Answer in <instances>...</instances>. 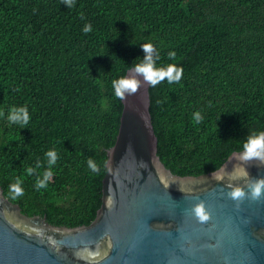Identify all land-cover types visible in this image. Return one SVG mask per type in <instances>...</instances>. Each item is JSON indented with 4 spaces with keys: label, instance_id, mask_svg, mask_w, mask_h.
Wrapping results in <instances>:
<instances>
[{
    "label": "trees",
    "instance_id": "16d2710c",
    "mask_svg": "<svg viewBox=\"0 0 264 264\" xmlns=\"http://www.w3.org/2000/svg\"><path fill=\"white\" fill-rule=\"evenodd\" d=\"M144 42L157 66L184 69L179 83L149 85L157 154L171 171L215 169L264 130V0H0V186L22 213L58 225L94 218L122 108L112 81L143 59ZM13 106L27 107L28 127L9 123ZM18 178L24 194L12 200Z\"/></svg>",
    "mask_w": 264,
    "mask_h": 264
},
{
    "label": "water",
    "instance_id": "95a60500",
    "mask_svg": "<svg viewBox=\"0 0 264 264\" xmlns=\"http://www.w3.org/2000/svg\"><path fill=\"white\" fill-rule=\"evenodd\" d=\"M121 103L94 218L51 224L22 213L0 186V264H264V197L246 198L237 208L227 195L230 180L245 184L228 175L235 167L255 179L264 177V165L240 161L238 149L215 169L176 174L157 154L149 85ZM214 171H223L224 180H215ZM200 200L211 212L205 224L186 212Z\"/></svg>",
    "mask_w": 264,
    "mask_h": 264
},
{
    "label": "clouds",
    "instance_id": "9594fccd",
    "mask_svg": "<svg viewBox=\"0 0 264 264\" xmlns=\"http://www.w3.org/2000/svg\"><path fill=\"white\" fill-rule=\"evenodd\" d=\"M64 3L68 7L74 5V0H64ZM85 33L92 31L91 24H86L83 28ZM145 55L139 62H134L133 68L130 70L128 76H123L112 81V87L114 88V95L120 100L126 99L128 95L136 94L142 83L148 84L152 87L167 80L169 84L179 83L183 77V67L178 66L175 63L168 65L157 66L156 60L159 59V55L156 53V49L151 42H144L142 44ZM169 58H175V51L168 53ZM142 77V79H141ZM2 115V113H0ZM7 119L11 124L20 125L22 128L28 127L31 116L27 107L13 106L8 113ZM204 117L200 111L193 114L194 124H200L203 122ZM49 165L55 164L58 155L55 150H49L46 153ZM238 159L245 163H249L253 160L258 161L261 165H264V131H252L246 137L242 143V151L238 155ZM88 167L93 171H98L97 164L89 158ZM29 175L33 173L32 168H28ZM231 179H244L245 184L243 186L233 184L230 180L227 187L230 189L227 193L228 197L237 202V208L246 199L250 198L253 201H258L261 197H264V177L252 178L246 168L235 167L234 171L228 173ZM52 178V172L50 170L43 173V179H38L36 182V188H45L47 182ZM213 178L217 181H222L225 178L223 171L213 172ZM23 181L17 179L15 183L9 185L8 191L10 198L16 200L18 197L24 194L22 187ZM190 215L195 216L200 224H205L211 219V212L208 210L206 202L200 200L191 209L186 210Z\"/></svg>",
    "mask_w": 264,
    "mask_h": 264
}]
</instances>
